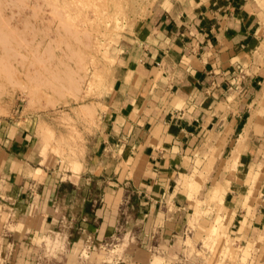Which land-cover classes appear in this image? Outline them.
<instances>
[{
	"label": "crops",
	"instance_id": "obj_1",
	"mask_svg": "<svg viewBox=\"0 0 264 264\" xmlns=\"http://www.w3.org/2000/svg\"><path fill=\"white\" fill-rule=\"evenodd\" d=\"M259 19L252 0L159 1L120 40L113 87L75 171L1 126V264L26 263V241L53 234L88 252L125 239L112 264L173 258L204 210H193L197 192L216 202L246 264H264ZM217 187L221 201H211Z\"/></svg>",
	"mask_w": 264,
	"mask_h": 264
},
{
	"label": "rangeland",
	"instance_id": "obj_2",
	"mask_svg": "<svg viewBox=\"0 0 264 264\" xmlns=\"http://www.w3.org/2000/svg\"><path fill=\"white\" fill-rule=\"evenodd\" d=\"M159 1L0 0V127L22 129L43 161L75 171L113 87L120 40ZM252 2L260 18L255 56L262 62L264 0ZM197 194L193 210L202 205L204 210L189 223L192 235L179 241L182 253L151 255L150 264H246L214 215L216 202ZM211 201H221L218 187ZM70 238L35 235L19 258L27 261L23 264H112L126 245L115 239L88 252L82 241Z\"/></svg>",
	"mask_w": 264,
	"mask_h": 264
},
{
	"label": "bare ground",
	"instance_id": "obj_3",
	"mask_svg": "<svg viewBox=\"0 0 264 264\" xmlns=\"http://www.w3.org/2000/svg\"><path fill=\"white\" fill-rule=\"evenodd\" d=\"M58 17V16H57Z\"/></svg>",
	"mask_w": 264,
	"mask_h": 264
}]
</instances>
